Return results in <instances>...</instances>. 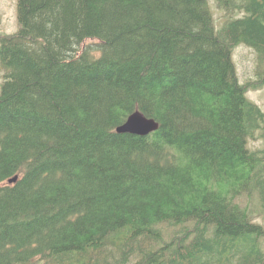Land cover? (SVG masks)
Masks as SVG:
<instances>
[{
    "label": "trees",
    "instance_id": "16d2710c",
    "mask_svg": "<svg viewBox=\"0 0 264 264\" xmlns=\"http://www.w3.org/2000/svg\"><path fill=\"white\" fill-rule=\"evenodd\" d=\"M216 4L217 27L208 0H15L0 264H264V107L247 96L264 71L241 82L232 59L244 44L264 62V0ZM135 111L157 129L117 132Z\"/></svg>",
    "mask_w": 264,
    "mask_h": 264
},
{
    "label": "rangeland",
    "instance_id": "374dc122",
    "mask_svg": "<svg viewBox=\"0 0 264 264\" xmlns=\"http://www.w3.org/2000/svg\"><path fill=\"white\" fill-rule=\"evenodd\" d=\"M209 6L214 18L215 26L219 24L223 18V11L217 7L216 0H208ZM18 29L16 22V7L15 0H0V35L11 34ZM89 41L84 44H88ZM83 47V45H81ZM257 55L254 51L244 44L238 45L234 48L232 53V59L236 66V73L241 82L247 79H253L256 77L258 70L264 71V62L259 63ZM4 80V71L0 66V84ZM247 96L250 100L256 102L261 107H264V86L255 91H249ZM250 144L257 146L260 145V140H253ZM253 219L264 224L263 215H255ZM176 230V229H175ZM175 230L167 229L165 237L169 240L174 234Z\"/></svg>",
    "mask_w": 264,
    "mask_h": 264
},
{
    "label": "water",
    "instance_id": "95a60500",
    "mask_svg": "<svg viewBox=\"0 0 264 264\" xmlns=\"http://www.w3.org/2000/svg\"><path fill=\"white\" fill-rule=\"evenodd\" d=\"M158 124L150 118H146L143 114L138 111L131 113L126 120L117 126L115 130L119 133H131L137 135H145L155 129H157ZM16 176L8 179V182H14Z\"/></svg>",
    "mask_w": 264,
    "mask_h": 264
}]
</instances>
